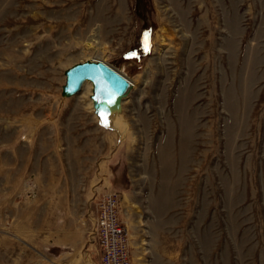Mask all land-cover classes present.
Segmentation results:
<instances>
[{
    "label": "rangeland",
    "instance_id": "374dc122",
    "mask_svg": "<svg viewBox=\"0 0 264 264\" xmlns=\"http://www.w3.org/2000/svg\"><path fill=\"white\" fill-rule=\"evenodd\" d=\"M97 30L110 118L62 96ZM105 187L132 264H264V0H0V264H99Z\"/></svg>",
    "mask_w": 264,
    "mask_h": 264
},
{
    "label": "water",
    "instance_id": "95a60500",
    "mask_svg": "<svg viewBox=\"0 0 264 264\" xmlns=\"http://www.w3.org/2000/svg\"><path fill=\"white\" fill-rule=\"evenodd\" d=\"M65 77L63 97L78 95L86 82L91 83L94 112L101 118L120 111L124 98L128 97L134 87L128 76L100 59L74 64L65 71Z\"/></svg>",
    "mask_w": 264,
    "mask_h": 264
},
{
    "label": "built area",
    "instance_id": "2783aa9c",
    "mask_svg": "<svg viewBox=\"0 0 264 264\" xmlns=\"http://www.w3.org/2000/svg\"><path fill=\"white\" fill-rule=\"evenodd\" d=\"M88 222L99 264H132L129 233L117 190L105 187V191L95 194Z\"/></svg>",
    "mask_w": 264,
    "mask_h": 264
},
{
    "label": "bare ground",
    "instance_id": "6f19581e",
    "mask_svg": "<svg viewBox=\"0 0 264 264\" xmlns=\"http://www.w3.org/2000/svg\"><path fill=\"white\" fill-rule=\"evenodd\" d=\"M97 16V15H96ZM99 16V15H98ZM98 16H97V18H98ZM101 16V15H100ZM94 32V31H93ZM91 35V38L90 39H88V41L86 42V44L84 45V52L85 53H87L88 55H89V57H87V58H89V60H95V59H100V60H103L104 61V59L102 58V57H100L99 56V51H101V52H103V51H105V47L104 46H102V44H101V38H100V35H99V32H98V30H97V32H94V33H92V34H90ZM104 45V44H103ZM83 52V53H84ZM168 54V53H167ZM131 82L133 83V85L135 86L136 85V81L134 80V79H132L131 80ZM87 83V82H86ZM85 86V85H84ZM193 95V94H192ZM194 100V99H193ZM190 101V100H189ZM181 105V104H180ZM186 105V104H185ZM188 105V104H187ZM186 110V109H185ZM107 116V115H106ZM109 117V116H108ZM110 118V117H109ZM108 118V119H109ZM183 117H181V120H183L182 119ZM117 119V118H116ZM189 119V118H188ZM187 120V119H186ZM105 121V123H107V118L104 120ZM120 121V120H119ZM188 121V120H187ZM186 121V122H187ZM121 122V121H120ZM145 122V121H144ZM181 122V121H180ZM183 122V121H182ZM104 123V124H105ZM108 123L110 124V125H115V126H120V123L119 122H115L114 120H110L109 119V121H108ZM123 123V122H122ZM143 123V122H142ZM183 124V123H182ZM189 124H190V122H189ZM187 131V130H186ZM192 136H193V134L192 133H190ZM189 133H188V135H190ZM185 138H183V140H184ZM189 139V138H188ZM191 140V139H190ZM188 141V140H187ZM183 142V141H182ZM186 143V142H185ZM181 144V143H180ZM183 144V143H182ZM186 145H188L189 146V144H186ZM181 146V145H180ZM183 149V148H182ZM188 152H189V150H188ZM187 152V153H188ZM166 155V154H165ZM187 157V156H186ZM165 159H169L168 157H166ZM185 159V158H184ZM187 160V159H186ZM168 161V160H167ZM186 162V161H185ZM168 163V162H167ZM170 164V163H169ZM164 165L166 166V164L164 163ZM167 168V167H166ZM160 197H161V195H160ZM166 197V196H165ZM158 201H159V198L157 199ZM169 201V200H168ZM159 205V204H158ZM162 205H163V203H162ZM161 205V206H162ZM160 205H159V207H161Z\"/></svg>",
    "mask_w": 264,
    "mask_h": 264
},
{
    "label": "snow or ice",
    "instance_id": "6c2138e0",
    "mask_svg": "<svg viewBox=\"0 0 264 264\" xmlns=\"http://www.w3.org/2000/svg\"><path fill=\"white\" fill-rule=\"evenodd\" d=\"M102 118H103V116H102Z\"/></svg>",
    "mask_w": 264,
    "mask_h": 264
}]
</instances>
